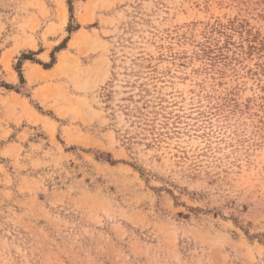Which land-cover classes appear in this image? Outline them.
I'll return each instance as SVG.
<instances>
[{
    "label": "rangeland",
    "instance_id": "374dc122",
    "mask_svg": "<svg viewBox=\"0 0 264 264\" xmlns=\"http://www.w3.org/2000/svg\"><path fill=\"white\" fill-rule=\"evenodd\" d=\"M0 264H264V0H0Z\"/></svg>",
    "mask_w": 264,
    "mask_h": 264
},
{
    "label": "trees",
    "instance_id": "16d2710c",
    "mask_svg": "<svg viewBox=\"0 0 264 264\" xmlns=\"http://www.w3.org/2000/svg\"><path fill=\"white\" fill-rule=\"evenodd\" d=\"M69 9H70V12H71V14H72V5H71V3L69 2ZM61 49V48H60ZM22 58L24 59V60H33L31 57H29L28 55H24V56H22ZM54 63H55V61H54V58H53V60H52V62L50 63V64H48V65H46V64H43V66L46 68V69H49V68H51L53 65H54ZM18 72H19V76H20V79H21V81L23 80V77H22V74H21V71H20V69H18ZM9 89H12L11 87H9Z\"/></svg>",
    "mask_w": 264,
    "mask_h": 264
},
{
    "label": "bare ground",
    "instance_id": "6f19581e",
    "mask_svg": "<svg viewBox=\"0 0 264 264\" xmlns=\"http://www.w3.org/2000/svg\"><path fill=\"white\" fill-rule=\"evenodd\" d=\"M78 37V36H77ZM78 39V38H77ZM59 65V64H58ZM63 65V64H62ZM59 70V69H58Z\"/></svg>",
    "mask_w": 264,
    "mask_h": 264
}]
</instances>
